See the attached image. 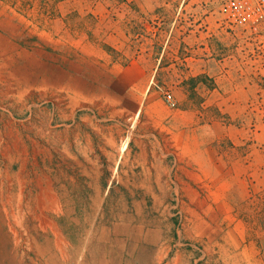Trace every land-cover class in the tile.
<instances>
[{"label":"rangeland","instance_id":"obj_1","mask_svg":"<svg viewBox=\"0 0 264 264\" xmlns=\"http://www.w3.org/2000/svg\"><path fill=\"white\" fill-rule=\"evenodd\" d=\"M141 1L0 0V255L264 264V69L216 0Z\"/></svg>","mask_w":264,"mask_h":264},{"label":"built area","instance_id":"obj_2","mask_svg":"<svg viewBox=\"0 0 264 264\" xmlns=\"http://www.w3.org/2000/svg\"><path fill=\"white\" fill-rule=\"evenodd\" d=\"M185 1L182 0V3ZM213 15L214 30L226 33L235 39H242L254 58L255 64L261 65L264 69V0H216ZM165 98L171 107H177L178 102L172 92L167 91ZM11 232V248L1 251L0 264L19 263L17 247L21 236L18 229H11ZM60 247L62 264L66 257L72 261V264L89 263L82 249L73 251L69 248L63 251Z\"/></svg>","mask_w":264,"mask_h":264},{"label":"bare ground","instance_id":"obj_3","mask_svg":"<svg viewBox=\"0 0 264 264\" xmlns=\"http://www.w3.org/2000/svg\"><path fill=\"white\" fill-rule=\"evenodd\" d=\"M150 260H151L150 252L148 250H143L139 258V264H149Z\"/></svg>","mask_w":264,"mask_h":264},{"label":"crops","instance_id":"obj_4","mask_svg":"<svg viewBox=\"0 0 264 264\" xmlns=\"http://www.w3.org/2000/svg\"><path fill=\"white\" fill-rule=\"evenodd\" d=\"M141 1V0H139ZM146 2L148 3L149 7H158V5L160 4V0H146ZM180 2L182 3V0H180ZM140 6L143 8L144 4H142V1L140 2ZM144 10V9H143Z\"/></svg>","mask_w":264,"mask_h":264}]
</instances>
